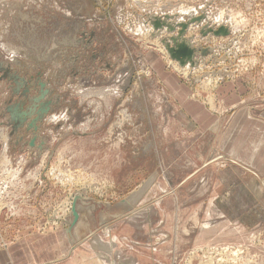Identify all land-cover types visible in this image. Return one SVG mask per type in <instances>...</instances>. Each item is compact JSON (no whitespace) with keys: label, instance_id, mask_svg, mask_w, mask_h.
I'll list each match as a JSON object with an SVG mask.
<instances>
[{"label":"rangeland","instance_id":"1","mask_svg":"<svg viewBox=\"0 0 264 264\" xmlns=\"http://www.w3.org/2000/svg\"><path fill=\"white\" fill-rule=\"evenodd\" d=\"M184 22L186 76L163 43ZM241 105L264 118V0H0V250L54 240L79 196V232L118 226L140 264H264V171L226 144ZM221 181L251 193L210 204Z\"/></svg>","mask_w":264,"mask_h":264},{"label":"crops","instance_id":"2","mask_svg":"<svg viewBox=\"0 0 264 264\" xmlns=\"http://www.w3.org/2000/svg\"><path fill=\"white\" fill-rule=\"evenodd\" d=\"M161 74H163L166 84L172 86L175 92L180 95L181 100L183 96L182 91H180L182 90V84L177 83L178 79L172 73L163 72ZM255 113H257L256 108L252 110L249 105L245 107L241 105L240 109L232 114L228 127L229 135L227 134L230 140L226 144L229 146L228 152L230 155H233L232 159H237L238 162L244 161L251 170L258 173L264 171V141L262 140L264 138V118L262 114L256 115ZM221 184H224V181H221L219 185L215 184L213 186L212 194L209 195L208 200L210 204L217 202L221 194L228 198V202L232 200V197H237V200L241 203L244 202L247 194L251 193L245 184H225L223 187H228L227 190L216 189ZM78 213L80 215V211ZM83 213L84 216L81 219L78 217L79 220L73 226L53 232L52 236L54 235V240L40 243L36 240L35 231L30 230L31 233L22 231V236L16 238V250L14 249L10 252L8 250H0V254L7 256L4 260L0 258V264H22L25 257L20 251L24 250L27 246L30 247L29 264H140L134 255V242L129 243V238L125 234L127 242H119L117 236L119 234L118 226H113L109 230L105 228L107 233H109L106 242L100 239L99 242H91L92 235H84L79 232V222L86 218V212L84 211ZM113 214L104 218V225L129 223L124 214ZM98 229H103V227ZM98 229L95 231H98ZM116 229L117 233L114 232ZM206 234L208 238H211L214 237L215 232L211 228V230H207ZM144 244L138 245L142 250L146 249L148 251L147 248H144ZM122 251H125L126 254H123ZM39 257H42V261L40 262Z\"/></svg>","mask_w":264,"mask_h":264},{"label":"water","instance_id":"3","mask_svg":"<svg viewBox=\"0 0 264 264\" xmlns=\"http://www.w3.org/2000/svg\"><path fill=\"white\" fill-rule=\"evenodd\" d=\"M195 20H200V18H195ZM180 28L177 30V36H170L169 40L173 43V46H170L168 42L165 40L163 41L166 51L168 52V55L171 59L176 60L179 65H184L186 63H190L191 65L194 64L193 61V54L194 50L193 48L189 47L184 42H177V39L185 32L188 23H178L177 24ZM159 26L158 22L154 23V27L157 28ZM169 32H173L175 30V27L172 25H166ZM214 35H226L228 33V30L221 26L217 30H212ZM79 199V196H74L72 199L71 204V214L72 219L70 222V227L73 226L77 220H78V212L76 210V200Z\"/></svg>","mask_w":264,"mask_h":264},{"label":"bare ground","instance_id":"4","mask_svg":"<svg viewBox=\"0 0 264 264\" xmlns=\"http://www.w3.org/2000/svg\"><path fill=\"white\" fill-rule=\"evenodd\" d=\"M183 11H185L184 9H182ZM219 18V17H218ZM228 20L227 21H229L228 23H232V24H234V22H236V21H233L232 20V18L231 17H228L227 18ZM215 20V19H214ZM236 24V23H235ZM234 24V25H235ZM230 28V27H229ZM231 29H233V28H231ZM228 34V33H227ZM192 39V38H191ZM196 59V58H195ZM199 60V59H198ZM188 64V63H187ZM179 64H177L176 66V68L178 69V70H182L184 73L183 74H185L187 71H189L190 69H187V67L185 66V64L184 65H179ZM190 66V65H189ZM202 70V69H201ZM185 76H186V74H185ZM219 79V78H218ZM211 102V101H210ZM210 105V104H209ZM73 199V198H72ZM72 202V201H71ZM72 204V203H71ZM71 208V207H70ZM81 209V208H80ZM80 211V210H79ZM78 212V211H77ZM84 210L83 211H80V215H79V213H78V217H79V219H81L83 216H84ZM105 215V214H104ZM114 215V214H113ZM103 217H105V216H103ZM117 218V217H116ZM78 219V220H79ZM115 220V219H114ZM109 221V220H108ZM111 221V220H110ZM107 223V222H106ZM78 239V238H77Z\"/></svg>","mask_w":264,"mask_h":264}]
</instances>
